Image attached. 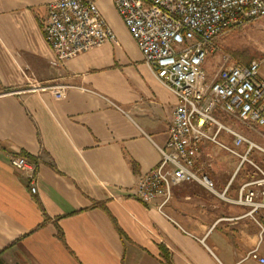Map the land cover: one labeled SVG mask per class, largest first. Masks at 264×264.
Returning <instances> with one entry per match:
<instances>
[{"label": "crops", "instance_id": "1", "mask_svg": "<svg viewBox=\"0 0 264 264\" xmlns=\"http://www.w3.org/2000/svg\"><path fill=\"white\" fill-rule=\"evenodd\" d=\"M54 1L0 0V264H261L247 256L264 259V210L235 203L259 172L228 163L219 146L203 143L197 165L226 200L198 183L173 187L165 205L133 196L161 160L178 99L113 0L91 1L118 42L52 67L44 24ZM34 81L69 86L67 99L24 93ZM253 132L264 150V127ZM220 141L248 150L225 133ZM17 157L35 168V194L11 166Z\"/></svg>", "mask_w": 264, "mask_h": 264}, {"label": "built area", "instance_id": "2", "mask_svg": "<svg viewBox=\"0 0 264 264\" xmlns=\"http://www.w3.org/2000/svg\"><path fill=\"white\" fill-rule=\"evenodd\" d=\"M115 9L136 42L143 60L157 80L178 99L169 139L159 148L161 160L156 168L140 179L133 196L143 203L171 198L173 187L198 183L216 192L215 184L203 174L197 161L205 142L219 146L251 164L259 177L244 185L235 201L250 209L249 215L264 210V169L249 160L260 150L244 135L223 123L226 115L249 129L264 127V80L262 63H234L223 58L215 79L208 82L203 70L210 54L217 52L216 39L230 29L264 18V0H113ZM44 38L53 53L51 66L99 48L117 43L118 37L91 0H57L49 3L44 24ZM69 86L34 81L24 93H50L56 100H66ZM225 133L234 138V146L246 145L240 155L220 141ZM11 166L24 173L37 192L35 168L24 157L12 159ZM248 259L264 264L258 250Z\"/></svg>", "mask_w": 264, "mask_h": 264}, {"label": "rangeland", "instance_id": "3", "mask_svg": "<svg viewBox=\"0 0 264 264\" xmlns=\"http://www.w3.org/2000/svg\"><path fill=\"white\" fill-rule=\"evenodd\" d=\"M215 44L217 52L215 54H210L203 66L208 82L215 79L224 63L223 58L227 56L230 57L234 63L247 64L254 60L260 61L262 65L259 75L264 80V18L256 19L241 27L228 30L216 39ZM218 117L225 124L233 125V127L242 131L246 138L256 144L255 139L259 136L260 132H253V130L256 131L257 129H260L259 127L250 130L239 121L232 120L230 117L227 118L223 114L219 113ZM255 152L258 153V150H255ZM253 154V158L250 157V161L264 169V159L262 161V159L256 157V153ZM226 157L228 163H233L235 166L239 163V159L230 154ZM248 168H252V166L246 164L244 169ZM206 171H208V168H206Z\"/></svg>", "mask_w": 264, "mask_h": 264}]
</instances>
